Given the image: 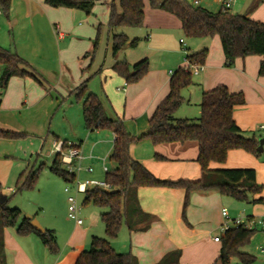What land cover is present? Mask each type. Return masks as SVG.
I'll use <instances>...</instances> for the list:
<instances>
[{"label": "crops", "instance_id": "0c3cea01", "mask_svg": "<svg viewBox=\"0 0 264 264\" xmlns=\"http://www.w3.org/2000/svg\"><path fill=\"white\" fill-rule=\"evenodd\" d=\"M110 1L111 0H105L101 2L107 5L102 15L103 23L107 26L110 15ZM210 1L215 2L213 0ZM144 2L145 20L142 26L137 27L139 29L138 32L134 33L133 37H131L129 32H126V29L130 28L121 27L125 29L122 32H125L129 37V43L123 49L127 47H137L140 42L144 40L149 48L159 49L163 53L167 52L179 55L177 60L178 68L186 65L188 53L193 54L203 49H208L204 69L197 74L199 79L197 83H195V85H197L199 98L202 97L205 91L212 90L218 85H226L231 92H243L246 97V103L236 107L234 112L235 120L238 126L248 136H255L258 140L264 137V76L259 75V67L263 60V56L250 55L244 58L238 57L233 66H227L221 41L218 36H215L213 38L193 39L195 41H193L194 50L188 47L186 49V55L184 59H182L180 58L181 53L179 50L172 49L169 44L170 36L182 30L181 20L174 14L159 8H152L149 0H144ZM115 3L119 5V0H115ZM201 4L202 1L200 6ZM93 9L96 15L90 18L89 15L82 10L68 7H53L47 4L45 0H11L9 13L6 15L9 26L11 25L10 23L15 22V25H18L17 27L15 26V30L18 31L21 29L22 22H29L32 30H38L41 25L47 24L49 33L61 42L62 46L58 49V58L62 73L59 80L52 82L49 79L43 80L40 78L41 82L32 76L12 77L7 89L0 92L1 129H19L16 127L17 125H15V121L13 122V119H16L17 115L31 111L34 108H36L37 111L34 116H31L30 121L33 122V124L40 121L44 122V117H48L53 113V109L50 107L48 109L44 108L43 105L48 97L52 98L53 93L66 95L78 88L84 81L88 82L90 80L89 72L87 71L89 69L87 68V61L80 63L78 68L73 67L74 70H72L71 60L74 52L73 46L75 44L79 45V49H77V54L75 56L83 54L84 51L91 47V40L95 35L94 26L98 22L102 24V20L97 17L99 8L95 6ZM219 10L220 7L218 11ZM2 15L3 14H1L0 17ZM246 15L255 20L264 22V2L261 0H252L251 5L247 8ZM83 20L86 25H83ZM87 24L91 26L88 27ZM15 27L13 26V28ZM108 32L111 37L109 26ZM14 37V33L13 35L9 34L7 36V38H9V44L11 41L13 42ZM136 38L138 39V43L136 46H133L131 42ZM181 39L179 43L181 46H184L186 42L184 41V43H182ZM28 45L32 46V51L38 52L39 49L41 50L42 42L41 39L37 38V40H30ZM14 46H17L15 40ZM0 47L3 49L10 48L11 50L13 44L6 45L0 37ZM28 47L30 48V46ZM120 52L116 55L113 54L111 66L98 68L94 73L95 75L92 81H97L95 82V86H98V91L92 87V81L87 83V88L90 92L96 93L102 99L106 113L110 117L122 118L131 134L140 135L148 129L149 119L157 106L167 97L170 91L171 77L178 68L176 70L170 69L169 71L166 69L150 68L148 73L138 82L128 83L126 79L115 72L112 67L115 62L126 60L133 71V66L139 61L135 62L129 57L127 58L126 55L120 56ZM86 56L87 54L84 57ZM144 59L149 60L148 57ZM30 66L32 69H26L36 74L38 78L43 76L40 74L42 73L40 70L31 64ZM65 77H67L69 83L63 84V78ZM114 86H117L116 88L118 91L115 90ZM100 93L102 95H100ZM109 106L113 109L112 112ZM76 107L77 109L74 110L72 118L69 117L67 119L64 113L63 120H68V123L61 126L73 132L78 130L88 132V134L86 132V135L88 141L91 142L90 152L88 151L89 149L84 148L85 146L82 142L79 145L76 143L69 144L79 147L83 157L76 163H82L87 160L95 159V151L107 150L111 145L113 149L115 134L109 129L88 130L84 122L82 104L79 102ZM186 112L187 110L184 108L182 110L178 109L175 115L188 116ZM139 121H142V123L139 124ZM52 127V123H50L49 128ZM133 147L134 146L131 148V155L133 158L143 162L145 166L159 178L171 180L182 178L197 180L202 177L201 165L197 161L199 146L196 141L152 144L151 148L148 149L147 146V149H145L146 151L143 153L136 152L135 150L133 151ZM261 152H263L262 155L256 157L243 149H233L229 151L225 163H211L210 168L255 169L257 183L263 186V190L254 195L253 198H264V145ZM157 155H161L165 159H158L156 157ZM100 159L102 160V158ZM88 173H94V171ZM219 193L220 192H217V190L193 192L191 196V205L187 210V219L189 222V224H187L182 217V206L185 195L183 189L141 187L138 192L141 207L145 212L153 215V220L150 223V227L145 231L131 233L127 228L130 236V245L126 247L127 250L124 252H131L135 255L139 260V264H158L168 253L180 250L181 256L179 262L173 264H191V260L198 257L203 251L202 247L205 246L206 239L208 238L207 234L209 233V240L207 239V242L210 244V250L208 249L206 253L202 252V254H205V257H203V260L198 264H213L218 259L221 252V242H216L214 238L218 235L222 237L220 230L222 221H219L216 225L219 232L212 237L211 232L213 229H207L210 218L208 205L213 201L216 203L222 202L224 196L230 197L226 195L221 196L222 194ZM195 203L198 204V207H195ZM247 204L248 206L246 208L244 207L243 211L238 214L237 217L264 218L263 203ZM219 219H221V217ZM50 229L54 230L57 235V227H51ZM260 229L261 234L264 235V228L260 227ZM257 231H259L258 228ZM94 235H103L102 228L99 227L95 230L93 225H85V222L82 225H77L76 228L66 232L65 239L62 243L63 247L60 245L58 246V253L50 254V252L49 254L53 255L50 256L46 252H43L45 261L41 264H75L80 254L91 244V239ZM34 238L39 241V237L34 233L26 235L24 238L25 240H21L22 238H17L12 235L8 228L4 230L5 248H10V246L16 248L17 256L22 257L20 259V264H33L30 259L31 255L24 248L23 244L25 245L27 241L36 244L37 240H32ZM57 239L59 240L58 237ZM262 244L258 246L260 256L258 257L255 255L256 261L254 263L264 264V253L260 251V246ZM246 247L247 245L243 247V250L254 255V253L247 250ZM236 260L238 259L232 258L230 264ZM18 262L19 260L17 259V263Z\"/></svg>", "mask_w": 264, "mask_h": 264}, {"label": "trees", "instance_id": "16d2710c", "mask_svg": "<svg viewBox=\"0 0 264 264\" xmlns=\"http://www.w3.org/2000/svg\"><path fill=\"white\" fill-rule=\"evenodd\" d=\"M105 0H45L53 7H68L79 9L90 14L97 2ZM11 0H0L2 14L8 15ZM152 8H159L177 16L182 23V30L189 38H213L218 36L226 58V65L233 66L236 58L250 55L263 56L259 75L264 76V22L247 15L231 11H210L202 6H194L188 0H149ZM110 15L108 26L112 35L113 54L119 53L128 43L125 32L116 28H137L145 20L144 0H115L109 2ZM138 39L132 40L136 46ZM208 49L197 53H188L191 62L205 64ZM0 89L5 91L9 81L14 76H32L36 74L27 70L30 64L10 50L0 47ZM113 70L124 77L128 83L142 79L149 71V60L143 59L133 66L126 60L117 61ZM193 83V74L182 66L171 77L170 91L167 97L157 106L149 119L148 129L140 135H132L120 117H110L105 110L102 99L87 88L84 81L73 92L77 101L82 103L85 126L88 130L109 129L115 134V140L110 160L114 167L105 175V182L111 185V190L100 187L89 188L85 193L84 204L92 203L99 208L107 209L100 213L105 225L106 237L92 236L91 247L84 250L75 264H139V260L131 252H119L113 248L111 239L118 237L124 224L132 232L145 231L150 227L153 215L145 212L140 204L138 192L141 187L180 188L185 191L182 217L189 224L187 210L195 191L217 190L222 195L233 197L247 203H263L264 198L254 199L253 196L263 190L257 183L256 170L253 168L211 169V163H225L229 151L243 149L256 157L261 156L259 140L248 136L237 124L234 112L237 106L246 103L243 92H231L226 85H218L202 94L200 103L201 116L198 119L177 118L176 111L184 103L182 91ZM21 135L12 130L0 128V137L14 138ZM149 138L152 143H185L196 141L199 146L197 161L201 165L202 177L190 179H163L153 174L143 162L131 155V145L140 139ZM70 145L64 141L63 148ZM158 159H165L161 155ZM51 170L66 182H74L76 173L70 172L62 162L61 154L57 153ZM38 178V172L32 173L22 188L31 189ZM7 200V197H6ZM1 204L2 232L0 233V263L7 264L4 258V230L16 226L21 210L9 209ZM18 234L26 236L36 234L51 253H58L59 247L54 230L46 232L36 230L29 219L21 222L17 228ZM257 228L247 229L244 226L234 227L221 237V252L213 264H230L232 258H237L245 264H253L256 256L243 250L250 244ZM180 250L168 253L158 264L178 263Z\"/></svg>", "mask_w": 264, "mask_h": 264}, {"label": "rangeland", "instance_id": "374dc122", "mask_svg": "<svg viewBox=\"0 0 264 264\" xmlns=\"http://www.w3.org/2000/svg\"><path fill=\"white\" fill-rule=\"evenodd\" d=\"M188 1L191 2V0ZM251 3L252 0H240L232 8V12L246 15L247 8L251 5ZM95 6L99 8V14L97 17L102 20V15L106 10L107 5L97 2L94 7ZM201 6L213 12L218 11L219 9L218 4L210 0H202ZM87 15H89L90 18L95 17L96 14H94V9H92L91 13ZM101 22L102 24L98 22L94 26L95 35L91 40V47L88 50L84 51L83 54L79 56H75L77 54V49H79V45L75 44L73 46L74 52L72 54L71 60L72 70H74L73 67L78 68L80 63L87 61V68H89L87 71L89 72L90 77L89 81L93 80L95 75L94 73L98 68L111 66L113 61L111 46L112 35L110 37L108 26L103 23V20ZM82 23L83 25H86L84 20ZM10 24L11 25L9 26L6 15L3 14L0 17V37L3 39L6 45L13 44V48L11 50L10 48L7 49H9L11 52L17 53L29 64L40 70L42 72L40 74L43 75L39 77L40 81L41 79H49L51 82L59 80L62 69L59 67L60 62L58 58V49L62 46V44L49 33L47 24H44L43 26L41 25L38 30H32L29 22H22L21 29L18 31L15 30L18 26L15 25V22ZM13 26L16 27L13 28ZM87 26L89 27L91 25L87 24ZM116 30L118 33H120L125 29L116 28ZM138 30V28H130L126 29V32H129L131 37H133L134 33L138 32ZM13 33L15 35L14 40L17 46H14V40L9 44V38H7L9 34L13 35ZM37 38L41 39L42 42L41 50L39 49L38 52L32 51V46L28 45L30 40H37ZM181 38L186 42L184 46H181L179 43ZM193 39L195 38L187 37L181 30L173 33L170 36L169 44L172 49H178L181 53L180 58L184 59L186 55V49L188 47L194 50ZM145 42L146 41L142 40L137 47H127L123 49L120 52V56L126 55L127 58L129 57L135 62L141 61L142 59L148 57L149 69L159 68L169 71L170 69L176 70L178 68L177 60L179 55H174L167 52L163 53L159 49L156 50L155 48H149ZM27 45L30 46V48ZM86 54L87 56L84 57ZM29 68L32 69L31 67ZM2 69L3 67L0 66V73L2 72ZM198 79L199 76L193 75V83L189 87L185 88L184 91H182L185 101L179 110H182L183 108L186 109V115L188 116H178L176 114V117L198 119L201 116L200 103L202 97L199 98V93L196 87L197 85H195ZM63 80V84L69 83L67 77L63 78ZM89 81L87 83H89ZM95 82L97 81L92 83V87L98 91V86H95ZM114 87L115 90L118 91L116 88L117 86ZM100 95L102 94L100 93ZM77 104H79V102L77 101V97L73 91L66 95L53 93V97H48L43 104L44 108L48 109L50 107L53 109V113L50 116L44 117V122L40 121L36 124H33V122L30 121L31 116H34L37 111V109L34 108L31 111L17 115L16 119H13V122L15 121V125H17L16 127L19 129L10 130L20 133L21 135L14 138L0 137V205L5 203L4 206L6 208H18L21 210V216L17 225L8 227L9 232L17 238H22L21 240H25V236L18 234L17 228L21 222H23L25 219H29V216H32L33 218L37 219L41 226L46 230L50 229L51 227H57L58 231L56 236L59 238V240L57 239L58 246L60 245L63 247L62 243L65 239L66 232L76 228L78 225L75 219L69 217L68 197L70 194L76 196L77 198L78 205L81 207L80 217L85 222V225L91 224L95 230H97L99 227L102 228L103 235L100 237H106L105 225L101 220L100 213L102 211H106L107 209L99 208L92 203L84 204L85 193L77 192V183L93 179L98 181L105 180L106 172L104 171L103 163L100 158H105L111 154L112 145L107 150L103 148L104 150L99 152L95 151V159L87 160L82 163H76L75 165L77 167L81 166L82 170H76V179L74 182H66L62 177L55 174L51 170L53 160L57 153L54 147L55 142L66 141L68 144L76 143L78 145L82 142V144L85 146L84 148L89 149V152L91 150V142L88 141V137L86 135L87 131L82 132L81 130H78L73 132L71 130H67L64 126H61L68 123V120H63L64 113L66 114L67 119L69 117L72 118L74 110L77 109ZM109 108L112 112L113 109L111 106H109ZM50 123H52V128H49ZM140 123H142V121H139V124ZM152 144L153 143L151 139L143 138L135 141L131 145V148L134 146L133 151L135 150L136 152L138 151L143 153L146 151L145 149H147V146L148 149H150ZM262 153L263 152H261V155ZM106 165L109 169L114 167V163L110 160V156L107 157ZM90 166L94 168V173H88L85 171ZM34 172H38V178L34 187L31 189L22 188L23 184L28 180V177ZM66 187L70 188V194L65 190ZM4 196L7 197V200L1 203V199ZM247 206V202H242L232 197L225 196L223 197V201L220 203H216L215 201L210 202L208 205L210 218L207 229H213L211 232L212 237L219 232L218 228H216V225L219 223V221L223 222L221 213L223 207H227L231 218H235L243 211V208H246ZM195 207H198V204L195 203ZM220 217L221 219H219ZM1 222L2 210L0 206V233L3 230L1 227ZM258 230L259 231H257L252 236L251 242L246 248L247 250L252 251L254 255L259 257L260 252L258 251V246L264 242V235L261 234L260 227H258ZM207 235L209 238V233ZM207 239L205 246L202 247L203 251L201 250L203 253H206L210 248V244L207 242ZM32 240H37L36 244L27 241L28 243L25 242V245L23 244L24 248L30 253V259L33 264L44 263L45 260L43 257V252L49 254L50 251L45 247L40 238L39 241L35 238ZM110 241L113 248L117 251H126V247H129L130 245V236L128 234L127 226L124 224L118 237L111 239ZM90 247L91 244H89L86 250L90 249ZM202 252L198 257H195L193 260H191V264H198L201 260H203L202 258L205 257V254H202ZM18 257L19 256H17V250L15 247L10 246V248L4 249V258L6 263L20 264V259L22 257ZM17 259L19 260L18 263Z\"/></svg>", "mask_w": 264, "mask_h": 264}, {"label": "built area", "instance_id": "2783aa9c", "mask_svg": "<svg viewBox=\"0 0 264 264\" xmlns=\"http://www.w3.org/2000/svg\"><path fill=\"white\" fill-rule=\"evenodd\" d=\"M202 0H191V4L194 6H200ZM218 3L220 10L223 12H232V8L240 1V0H213ZM242 1V0H241ZM264 2V0H261ZM2 14V10L0 7V15ZM181 42L184 43V40L181 39ZM185 70L191 72L193 75L199 74L204 69V65H201L197 62H191L187 59V63L184 66ZM55 150L57 153L61 154L62 162L67 167L70 172H75L76 170H82L81 166H76V162L79 161L83 156L81 154V150L77 145H70L67 149L63 148V142L57 141L54 144ZM107 158H102V163L104 167V171L107 172L109 168L106 165ZM88 172H93L94 168L92 166L86 169ZM100 187L105 190H111L112 187L105 181L98 180H85L84 182L77 183V192L86 193L89 188ZM70 194V188L66 187L65 189ZM69 217L76 220L78 225H82L84 223L83 219L80 217L81 207L78 205L77 198L74 195H69ZM223 222L220 225V230L222 235H224L228 230L234 227L244 226L247 229H254L258 227L264 228V218H253V217H235L231 218L229 211L227 208H223L222 211ZM216 242L221 241V235H218L214 238ZM260 251L264 253V242L260 246ZM232 264H245L240 260H236Z\"/></svg>", "mask_w": 264, "mask_h": 264}, {"label": "water", "instance_id": "95a60500", "mask_svg": "<svg viewBox=\"0 0 264 264\" xmlns=\"http://www.w3.org/2000/svg\"><path fill=\"white\" fill-rule=\"evenodd\" d=\"M263 145H264V137L260 138L259 139V149L262 151L263 150ZM6 200V196H4L2 199H1V203H3L4 201ZM29 220L31 222V225L38 231L40 232H46V229L43 228L40 224V222L33 218L32 216H29Z\"/></svg>", "mask_w": 264, "mask_h": 264}]
</instances>
